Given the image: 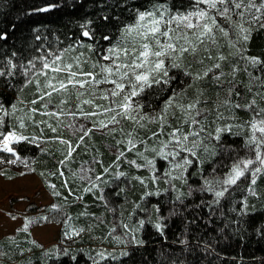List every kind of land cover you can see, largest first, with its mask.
<instances>
[{
    "label": "snow or ice",
    "instance_id": "obj_1",
    "mask_svg": "<svg viewBox=\"0 0 264 264\" xmlns=\"http://www.w3.org/2000/svg\"><path fill=\"white\" fill-rule=\"evenodd\" d=\"M100 2L106 5L102 21L86 19L71 42L60 46L57 37L55 46L42 44L38 54H30L26 60L22 56L17 59L21 54L12 50L0 61V78L16 91L12 100L0 93V150L12 154L28 169L29 163L36 164L37 160L21 155L14 142L39 145L45 140H57L67 145L57 168L48 170L49 175L61 176L63 183L59 187L67 194L58 191V186L45 176L51 195L61 197L64 203L48 205L52 217L24 216V230L33 220L51 218L63 223L65 237L70 233L78 236L85 228L72 223L66 205L82 200L86 193L96 195L98 190L97 199L106 211L115 213L117 207L110 202L105 188L120 178L128 181L124 187L118 185L116 195L123 193L119 217L109 224L98 246L82 250L66 244L45 250V256L51 259L54 254L59 264H81L85 256L84 264H137L136 253L148 243L143 235L146 224L167 239L166 217L161 214L159 200L164 195L169 196L171 204L169 216L181 211L179 206L197 192L211 194V198L201 199L196 207L206 206L214 213V206L221 205L226 195L243 189L246 194L242 195V205L231 208L241 216L257 211L250 196L258 201L264 197V52L250 51L254 34L264 31V0H188L180 5L176 0H147L145 4H137L136 0ZM57 6L56 0H44L29 11L48 12ZM113 8L126 11L128 16L113 12ZM8 36L6 30H0V39ZM42 36L38 28L33 31L34 39ZM241 71L246 73V81L238 79ZM18 75L20 83L13 80ZM241 84L243 91L238 88ZM29 85L33 86L32 96L26 100L21 93ZM222 92L226 93L223 97ZM45 115L48 120L43 118ZM53 115L83 118V122L74 120L67 126L75 125L84 135L74 143L62 135L26 134L30 124L39 125L40 132L44 127L57 132L61 121L52 123ZM126 122H130L127 128ZM93 129L113 135L115 159L105 164L103 154L97 150L72 171L66 162L73 158L85 135L92 136ZM226 136L243 140L238 147L227 143ZM241 147L245 149L243 155ZM38 151L46 153L47 148ZM0 160L13 162L4 156ZM124 162L137 171L122 170ZM97 164L102 171L97 170ZM65 167L82 182L81 187H71ZM193 177L202 182H190ZM132 181L142 186L139 199L128 194V187H136ZM153 197L158 198L157 202L152 203ZM129 202L132 207L127 210ZM260 207L264 210V203ZM138 210L146 215L134 220ZM81 214L96 216L87 211V204ZM96 219L103 222L102 217ZM194 222L195 218L188 219L189 224ZM207 222L211 224V218ZM96 226L93 221L87 230L91 232ZM118 227L123 231L117 232ZM256 231L264 235V223ZM5 239L15 242L14 235H6ZM104 242L118 247H105ZM201 243L206 252L215 251L214 239L209 242L201 238ZM16 250L22 255L26 249L17 245ZM11 251L0 246V264L12 260ZM170 264L177 261L171 260Z\"/></svg>",
    "mask_w": 264,
    "mask_h": 264
},
{
    "label": "trees",
    "instance_id": "obj_2",
    "mask_svg": "<svg viewBox=\"0 0 264 264\" xmlns=\"http://www.w3.org/2000/svg\"><path fill=\"white\" fill-rule=\"evenodd\" d=\"M44 0H0V30H6L9 33L8 38L0 39V61L6 55H11L12 50H16L20 56L25 60L30 58V54H38L40 45L55 46L56 38H60V46H64L67 42H71L75 36L79 34V26L86 19H93L95 23H100L103 19V13L105 6L101 5L100 0H56L58 6L48 12H35L29 11L30 8H36L41 5ZM137 4H145L147 0H136ZM188 0H176L178 5L187 4ZM117 14L128 16L126 11L112 9ZM15 25V27H13ZM39 32L44 33L39 40L33 38V31L35 29ZM255 38L251 42V53L259 54L264 52V31H260L254 34ZM223 39V38H221ZM241 69L243 63L241 62ZM257 71L258 70H254ZM238 79L247 80L245 72L241 71L238 74ZM13 80L17 83L22 82L20 75L13 77ZM32 85L26 87L21 95L24 99L30 100L32 96ZM238 88L243 91V85H238ZM0 93H3L5 98L12 100L16 96L15 89H9L4 84L3 79L0 78ZM226 93H221L223 97ZM215 99V96H213ZM72 101H69L71 103ZM98 102H101L98 100ZM39 103V102H38ZM155 103L159 104L157 100ZM54 107V105H52ZM88 106L86 105V108ZM75 110V109H71ZM149 111V109H145ZM242 116H246L244 112L240 113ZM37 118H40V114L37 113ZM45 120L49 118L45 115ZM70 116H63L57 118L56 116L51 117V122L56 123L60 120V126L57 132H52L48 127H44V131L40 132L39 125H31L26 131V134L35 133L42 136H56L62 135L67 139L72 140L74 143L77 138L84 135L83 132H77L69 128ZM128 123V122H127ZM127 128V127H126ZM119 136V133L115 134ZM243 137H232L226 136L225 141L227 143H235L238 147L242 143ZM115 144L113 135L107 132H101L93 130L92 136H86L84 142L79 144L76 151L73 153V158L66 162L70 166L72 171H76L81 167V161L90 160L98 150L102 153V159L105 164L110 163L115 159V148L112 145ZM17 146L18 151L23 156L35 158L36 164L29 163L31 173L37 175L42 181L44 187L49 193H52V189L47 183H45V176L48 180H51L58 186V191L65 192L63 187H59L63 183V179L59 174L52 176L48 174V170H55L58 166L57 162L62 158V150L66 149L67 145L57 140H45L39 145H33L30 142H14ZM85 145H88L85 150ZM47 148L46 153L38 151L39 148ZM245 149L240 148V154L243 155ZM0 156H4L9 160H13L12 163H6L5 160H0V174L6 179H14L21 176V167L24 166L23 162L16 161L12 154L0 151ZM229 161H226L228 163ZM11 164V165H10ZM13 164V165H12ZM209 168L211 165L208 166ZM20 168V169H19ZM98 171H102L99 164L96 165ZM36 169V171H32ZM67 173V179L72 181L71 187L76 189L81 187L82 182L71 176L68 172V167H65ZM122 170L136 172L137 170L129 166L126 162L122 164ZM41 171L45 174L41 175ZM7 173V175H5ZM141 174H145V171H140ZM195 183H201L198 177H193L192 181ZM128 181L126 178H120L117 183L108 185L105 188V193L109 198L110 202L114 201V207H117L115 213L106 211L103 202L97 199L99 191L96 195L92 193H86L84 198L80 201L70 203L66 205L67 212L72 217V223L85 228V231L75 240L66 241L63 232L61 233L60 240L48 247H45L39 240H37L30 229L24 230L22 226L18 227L19 232H15L12 235L15 236V242H10L5 239L4 235L0 238V246L4 250L11 249L10 255L12 260L8 264H26V261L30 260L31 264H59V260L52 255L51 259L45 256V250L50 249L53 246H64L70 244L73 249L86 250L91 246H98L101 243V237L108 231V226L115 218L119 217V205L123 203V193L117 196L116 193L119 191V187H124ZM136 184V187L127 189L129 196H133L139 199V193L142 191V186L136 181H132ZM119 185V187H118ZM187 191V186L183 189ZM264 193V188L261 189ZM65 194H67L65 192ZM246 193L243 189L236 191L232 196H227L222 199L221 205L214 206L215 212H210L206 206L196 207L201 199H210L211 194L194 193L193 197H187L184 205L179 207L182 209L173 216H169L168 209L171 207L169 203V196L164 195L159 198L162 204L161 214L166 217L164 223L167 225L165 232L167 239L163 235L159 234L151 224H146L144 231V238L148 241L147 244L140 247L139 251L134 257L137 264L142 260L143 264H170L171 260H176L177 264H264V235L257 233L256 229L264 223V210H261L260 205L264 203V197L261 200H256L255 197H249L250 202L257 205V211L249 213L246 216H241L239 212L231 211L233 206L239 208L243 201L242 195ZM174 195V194H173ZM53 202L64 203L61 197H54ZM158 198L153 197L152 203L157 202ZM85 204H87V211L89 213H95L96 216L82 215L85 211ZM191 204V208L185 207ZM149 207L151 205H148ZM132 207L129 202L126 205V209L130 210ZM30 213H34L36 216L49 215L52 217L54 214L49 211L48 205L45 206H34L31 205ZM223 213V215H221ZM127 214V213H126ZM139 215H146V213H140ZM139 215L134 219L139 218ZM102 217L103 222L97 220L96 217ZM195 218V222L189 224L188 219ZM208 218H211L212 223L207 222ZM96 222V227L93 231H88L89 225ZM37 223H57L63 227L62 222H58L57 219H49L48 221H37ZM118 223V220H116ZM223 229V232L220 231ZM123 229L118 227L117 232H122ZM27 237V239H25ZM226 237V238H225ZM201 238H208L209 242L213 243L215 251L204 250L201 243ZM187 240V243H181L183 240ZM31 240H35L36 244H32ZM105 247L112 248L118 247L115 244L104 242ZM19 247L25 248L26 250L21 255L17 250ZM42 246V247H41ZM30 249V251L28 250ZM14 253V254H13ZM167 258V259H166ZM0 259H3L0 257ZM63 259V258H61ZM84 260L81 264H84Z\"/></svg>",
    "mask_w": 264,
    "mask_h": 264
},
{
    "label": "rangeland",
    "instance_id": "obj_3",
    "mask_svg": "<svg viewBox=\"0 0 264 264\" xmlns=\"http://www.w3.org/2000/svg\"><path fill=\"white\" fill-rule=\"evenodd\" d=\"M74 120L83 122V118L81 117H71L70 125L73 124ZM129 126L130 122H126L125 127ZM109 127H111V125H109ZM69 128L74 131L81 132L75 127V125ZM20 170L23 171L24 175L14 179H6L0 174V238L4 235L14 234L16 229L23 225L24 216L27 215L35 217L34 213L29 212V207L31 205L41 207L50 205L54 200L51 193H49L44 187L40 178L34 173L29 172V167L28 169H25V166H22ZM112 186H114V183ZM29 229L31 230L33 236L45 247L57 243L60 240L61 233L64 232L63 227L60 224L43 222L37 223L36 220H33V223L30 225ZM82 233H80L78 236H73L70 233L68 237H65V240H75Z\"/></svg>",
    "mask_w": 264,
    "mask_h": 264
}]
</instances>
